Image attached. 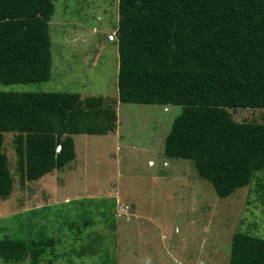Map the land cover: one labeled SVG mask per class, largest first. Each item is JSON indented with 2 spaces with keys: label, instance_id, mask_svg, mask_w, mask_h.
<instances>
[{
  "label": "trees",
  "instance_id": "16d2710c",
  "mask_svg": "<svg viewBox=\"0 0 264 264\" xmlns=\"http://www.w3.org/2000/svg\"><path fill=\"white\" fill-rule=\"evenodd\" d=\"M57 1L0 0V85L50 81ZM117 38L118 101L182 108L165 139L167 158L193 162L221 199L264 173V123H240L230 112L264 109V0H119ZM116 128L114 105L102 96L0 92V200L15 183L4 134L14 135L24 186L76 159L73 136ZM56 243L42 230L28 240L6 234L0 261L39 264ZM229 264H264V238L235 233Z\"/></svg>",
  "mask_w": 264,
  "mask_h": 264
},
{
  "label": "rangeland",
  "instance_id": "374dc122",
  "mask_svg": "<svg viewBox=\"0 0 264 264\" xmlns=\"http://www.w3.org/2000/svg\"><path fill=\"white\" fill-rule=\"evenodd\" d=\"M118 20L119 0H58L49 25L50 81L0 85V92L102 96L117 115L113 133L73 136L76 159L24 186L14 135L4 134L15 183L0 200V239L28 240L41 230L55 238L39 264H229L235 233L264 238V173L221 199L193 162L164 155L182 108L118 101ZM230 112L240 123H264V109Z\"/></svg>",
  "mask_w": 264,
  "mask_h": 264
},
{
  "label": "built area",
  "instance_id": "2783aa9c",
  "mask_svg": "<svg viewBox=\"0 0 264 264\" xmlns=\"http://www.w3.org/2000/svg\"><path fill=\"white\" fill-rule=\"evenodd\" d=\"M128 209H129V205L124 206L121 213L123 212V213L127 214Z\"/></svg>",
  "mask_w": 264,
  "mask_h": 264
},
{
  "label": "water",
  "instance_id": "95a60500",
  "mask_svg": "<svg viewBox=\"0 0 264 264\" xmlns=\"http://www.w3.org/2000/svg\"><path fill=\"white\" fill-rule=\"evenodd\" d=\"M60 149H61V147L58 148V150H60Z\"/></svg>",
  "mask_w": 264,
  "mask_h": 264
}]
</instances>
